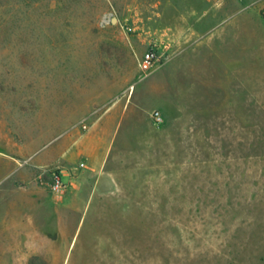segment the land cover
Listing matches in <instances>:
<instances>
[{
	"label": "rangeland",
	"instance_id": "obj_1",
	"mask_svg": "<svg viewBox=\"0 0 264 264\" xmlns=\"http://www.w3.org/2000/svg\"><path fill=\"white\" fill-rule=\"evenodd\" d=\"M0 264H264V0H0Z\"/></svg>",
	"mask_w": 264,
	"mask_h": 264
},
{
	"label": "built area",
	"instance_id": "obj_2",
	"mask_svg": "<svg viewBox=\"0 0 264 264\" xmlns=\"http://www.w3.org/2000/svg\"><path fill=\"white\" fill-rule=\"evenodd\" d=\"M131 27H128V30H131ZM164 56L163 54H161L157 47L151 46L148 49H146L143 54L140 56L139 60H138V70L139 72L146 76L152 72H154L155 70L159 69L162 64L164 63ZM152 117L155 121V123H160L162 121V116L160 115V113L158 111H154L152 113ZM84 127V126H83ZM80 167H85L84 163H80ZM62 172H55L52 176V182L50 184V190L53 193H61L63 192L66 187L67 184H65L62 181Z\"/></svg>",
	"mask_w": 264,
	"mask_h": 264
},
{
	"label": "crops",
	"instance_id": "obj_3",
	"mask_svg": "<svg viewBox=\"0 0 264 264\" xmlns=\"http://www.w3.org/2000/svg\"><path fill=\"white\" fill-rule=\"evenodd\" d=\"M32 241H34V240H32ZM38 243H39V242H38ZM38 243H37L35 246H38V245H40V243H39V244H38ZM40 246H43V245H40Z\"/></svg>",
	"mask_w": 264,
	"mask_h": 264
}]
</instances>
